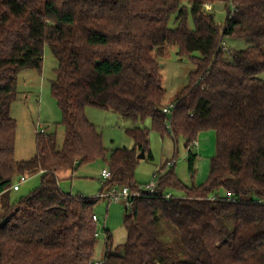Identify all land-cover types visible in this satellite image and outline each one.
<instances>
[{
    "label": "trees",
    "instance_id": "trees-1",
    "mask_svg": "<svg viewBox=\"0 0 264 264\" xmlns=\"http://www.w3.org/2000/svg\"><path fill=\"white\" fill-rule=\"evenodd\" d=\"M218 2L227 6L223 24L211 11ZM227 37L246 38L249 46L227 52ZM46 45L59 62L51 89L65 137L60 146L55 132H38L35 154L18 160L11 115L17 78L24 69L42 70ZM172 46L193 69L169 117L159 58ZM263 72L264 0H0V264H98L93 216L101 196L65 192L62 171L103 159L111 172L103 190L141 189L138 155L153 157L150 130L140 125L146 119L162 134L170 119L191 172L199 134L214 130L209 176L185 185L167 160L156 193L142 189L126 206V242L115 245L108 233L99 264H264ZM89 106L129 122L133 147L107 157ZM36 174L39 185L13 198L16 177Z\"/></svg>",
    "mask_w": 264,
    "mask_h": 264
},
{
    "label": "rangeland",
    "instance_id": "rangeland-1",
    "mask_svg": "<svg viewBox=\"0 0 264 264\" xmlns=\"http://www.w3.org/2000/svg\"><path fill=\"white\" fill-rule=\"evenodd\" d=\"M211 11L215 20L223 24L227 17V6L223 2L213 5ZM170 26H176L175 15L169 22ZM190 27L194 26L193 18L188 19ZM227 52L241 50L249 46L246 38L227 37L224 40ZM196 55L199 53L196 52ZM161 64L162 84L166 89L164 103L169 105L176 95L188 85V75L193 69V63L188 56L180 57L177 47L172 46L167 56L159 58ZM58 59L53 54L49 45L45 46L44 63L42 70L24 69L18 74L17 88L18 99L12 103L11 115L17 121L15 155L18 160L31 158L36 152V137L40 132L39 124L47 132H55L58 145H62L65 137V127L62 124V111L57 100L52 95L51 82L56 77ZM264 79V72L260 74ZM86 114L103 136L104 145L107 148V157L110 152L118 147H133L134 141L128 135L129 122L124 121L119 115L111 110L89 106ZM171 117V114H168ZM150 130V148L153 157L142 158L135 171V179L142 188L158 180V173L162 170L167 160L174 162L177 176L185 185H199L207 181L209 176L210 161L217 150V135L214 130L201 132L198 136L194 151L198 154L195 163V171L189 169L187 148L182 137L175 139L169 129L162 134L152 127L150 119L140 124ZM170 128V119L167 121ZM171 166V163L167 166ZM107 164L103 159L83 164L78 170L67 169L62 171L61 187L65 192L73 195L88 197L100 196L107 192L103 190L106 179L102 175ZM27 176V180L21 184L20 189L12 191L13 198L27 195L33 188L39 185V174ZM18 175L15 181L19 180ZM170 193L180 196L183 191L172 188ZM219 196L226 197L228 192L222 188L218 191ZM126 203L115 201L103 195L95 206L97 215L98 242L94 260L100 262L105 257L106 238L112 234L114 244L126 242L127 234L124 226ZM169 235V233H167ZM166 234V235H167ZM167 235V236H168Z\"/></svg>",
    "mask_w": 264,
    "mask_h": 264
},
{
    "label": "built area",
    "instance_id": "built-area-1",
    "mask_svg": "<svg viewBox=\"0 0 264 264\" xmlns=\"http://www.w3.org/2000/svg\"><path fill=\"white\" fill-rule=\"evenodd\" d=\"M208 9H211V5L208 4L207 5ZM225 44V42H223V45ZM225 46V45H224ZM175 107V103L171 102L169 105H165L163 107V111L167 114H172L173 110ZM40 127V132H46V129L42 127V125L39 124ZM170 130V128H168ZM111 172L108 168L103 169L102 171V175L104 177V179L109 178ZM27 180V176L26 175H20L19 180L16 181L13 185H12V189L14 191H17L20 189V186L22 183H24ZM157 183L158 180L156 182H153L151 184L146 185V187L136 190V191H132L128 186H123V187H111V188H107V192L102 193L100 196L102 197L103 195H106L107 197H109L112 200L115 201H124L126 203V206L131 207L132 203H133V198L135 196H139L142 193V189L145 191H148L151 194L156 193V188H157ZM167 197H170L171 194L167 193L166 194ZM94 220L97 221L98 217L95 214L93 216ZM98 264L100 262H97Z\"/></svg>",
    "mask_w": 264,
    "mask_h": 264
},
{
    "label": "water",
    "instance_id": "water-1",
    "mask_svg": "<svg viewBox=\"0 0 264 264\" xmlns=\"http://www.w3.org/2000/svg\"><path fill=\"white\" fill-rule=\"evenodd\" d=\"M139 158H145L146 157V154L144 151H142L139 155H138Z\"/></svg>",
    "mask_w": 264,
    "mask_h": 264
}]
</instances>
